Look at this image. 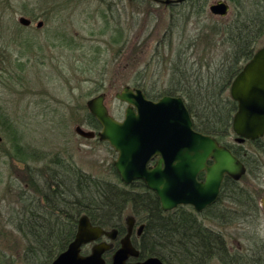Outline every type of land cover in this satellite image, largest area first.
Returning a JSON list of instances; mask_svg holds the SVG:
<instances>
[{
  "label": "rangeland",
  "instance_id": "374dc122",
  "mask_svg": "<svg viewBox=\"0 0 264 264\" xmlns=\"http://www.w3.org/2000/svg\"><path fill=\"white\" fill-rule=\"evenodd\" d=\"M199 1L204 0L178 9L152 0H0V264L16 262L26 247L16 230L31 210L23 206L24 196L43 204L35 191L73 167L117 181L113 167L118 153L99 138L75 132L77 126L96 131L88 116L91 99L105 94L110 113L123 120L127 105L116 94L127 85L134 87L139 73L149 69L148 91L167 88L169 68L152 74L158 49H176L191 39L197 58L209 59L226 28L246 22L245 10L248 18L257 6L264 11V0H223L231 10L221 17L210 11L220 0H206L204 12ZM22 16L33 25L21 26ZM40 21L45 25L39 29ZM218 27L225 32L212 34ZM172 28L175 38L170 42ZM262 47L264 35L255 52ZM222 54L218 51L217 57ZM236 139L232 134L227 141L236 144ZM246 148L251 166L241 186L253 195L255 209L246 210V220L224 231L234 261L264 264V154Z\"/></svg>",
  "mask_w": 264,
  "mask_h": 264
},
{
  "label": "trees",
  "instance_id": "16d2710c",
  "mask_svg": "<svg viewBox=\"0 0 264 264\" xmlns=\"http://www.w3.org/2000/svg\"><path fill=\"white\" fill-rule=\"evenodd\" d=\"M190 2L193 0L170 6L182 8ZM205 3L206 0L198 2L200 12L205 11ZM258 8L250 18L245 10L246 22L239 20L237 24H230L226 32L220 27L213 29L214 35L220 34V29L221 34L225 33L222 41L214 45L209 59L197 58L195 40L191 39L180 42L176 49L169 47L166 50L165 45L162 50L158 49L152 74H159V68H169L167 88L148 91V68L146 73H139L133 80V86L142 89L151 100L157 101L164 96L183 98L193 118L194 129L215 137L228 147L246 165L247 171L251 158L246 145L264 154V137L236 144L227 141L234 134L233 119L238 111L230 88L264 35V11ZM169 34L167 40L171 42L175 38L173 28ZM226 47H230L227 53ZM221 50L223 54L217 57ZM149 65L151 68L152 64ZM88 116L93 129L100 131L102 126L98 120L91 113ZM113 171L116 182L101 180L73 167L70 173L64 171L51 177V182L47 181L44 188L35 191L40 192L43 204L34 197L30 201L27 196L22 198L23 206L31 209L25 211V220L16 227L26 241L24 261H50L58 256L75 238L83 216L95 225L111 226L131 214L146 223L142 250L147 257H157L164 264H212L215 260L222 264H242L243 261L233 260L224 231V228L246 220V210L255 209L253 195L241 186V181L226 177L218 202L202 213L190 206L165 212L156 193L144 181L126 186L115 167ZM204 177L205 173H202L200 180ZM230 204L234 208L229 207Z\"/></svg>",
  "mask_w": 264,
  "mask_h": 264
},
{
  "label": "water",
  "instance_id": "95a60500",
  "mask_svg": "<svg viewBox=\"0 0 264 264\" xmlns=\"http://www.w3.org/2000/svg\"><path fill=\"white\" fill-rule=\"evenodd\" d=\"M187 0H156L159 4L180 5ZM230 5L223 0L210 6L213 15L226 17ZM23 27L33 21L19 19ZM40 21L37 27L43 28ZM231 97L238 103L233 119V132L238 143L257 141L264 137V47L259 49L234 79ZM129 106L122 121L116 119L105 104V95L91 99L87 106L101 124L98 133L77 126L75 132L86 139L99 138L118 153L114 167L122 182L129 186L142 180L154 191L165 212L179 206H192L197 213L216 204L225 178L240 181L247 174L246 165L226 146L210 135L194 129V122L181 97L164 96L148 99L140 88L129 85L116 94ZM3 139L0 136V142ZM158 158L155 165H150ZM205 173L204 180L200 175ZM264 204V199L262 200ZM106 232L94 227L87 216L79 220L75 240L54 264H102V253L108 244L99 245L89 258L79 256L82 245L97 241ZM138 256L128 235L114 257V264H126L129 256ZM139 264H164L151 257Z\"/></svg>",
  "mask_w": 264,
  "mask_h": 264
},
{
  "label": "flooded vegetation",
  "instance_id": "af4514ba",
  "mask_svg": "<svg viewBox=\"0 0 264 264\" xmlns=\"http://www.w3.org/2000/svg\"><path fill=\"white\" fill-rule=\"evenodd\" d=\"M153 3H157L156 0H152ZM134 88V87H133ZM122 91V90H121ZM105 95V94H104ZM105 101H106V95H105ZM126 104V103H125ZM127 108H128V104ZM126 108V110H127ZM125 110V112H126ZM124 119V118H123ZM158 161V158H154L150 165H155ZM147 186V185H146ZM223 188V187H222ZM152 191V190H151ZM192 207V206H190ZM126 214L124 218L121 220V222L115 223L111 226H99L92 223L94 227H101L106 234L101 236L97 241L82 245L80 248L79 256L82 259L89 258L94 250L101 244L105 243L109 245V248L106 249L102 255V264H114V257L116 253L122 248V241L129 235L130 241L132 243V246L139 252L138 256L131 255L126 261V264H139L142 262H145L147 259L151 257H147L143 255L142 250V238L146 231V223L143 221L142 218H138L137 216ZM76 238V236H75ZM75 238L69 243V245L54 259L50 261H24V258L27 257L25 251L27 250L26 247H24L20 251V255L15 256V259H17L16 262H2L1 264H54V262L58 259V257L66 252L70 246V244L75 240ZM8 255L6 258H9ZM11 258V257H10ZM39 258V257H38Z\"/></svg>",
  "mask_w": 264,
  "mask_h": 264
}]
</instances>
